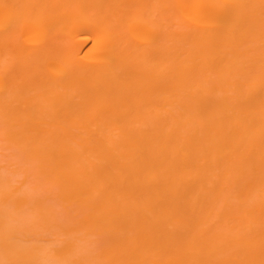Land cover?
Instances as JSON below:
<instances>
[{
    "label": "bare ground",
    "instance_id": "obj_1",
    "mask_svg": "<svg viewBox=\"0 0 264 264\" xmlns=\"http://www.w3.org/2000/svg\"><path fill=\"white\" fill-rule=\"evenodd\" d=\"M0 264H264V0H0Z\"/></svg>",
    "mask_w": 264,
    "mask_h": 264
}]
</instances>
